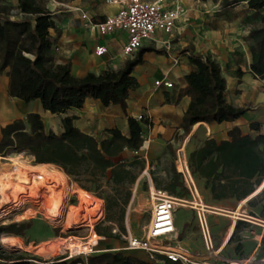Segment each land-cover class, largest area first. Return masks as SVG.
<instances>
[{"label": "crops", "instance_id": "0c3cea01", "mask_svg": "<svg viewBox=\"0 0 264 264\" xmlns=\"http://www.w3.org/2000/svg\"><path fill=\"white\" fill-rule=\"evenodd\" d=\"M169 4H178L185 9L173 33L166 35L157 31L152 40L146 41L140 50L130 56L123 55V48L128 42L126 33L102 37L93 25L82 18L83 14H87L96 24L115 14L117 9L108 5L106 0H50L46 8L52 13L55 23L50 36L56 41V61L59 64L69 63L74 76L82 78L87 74L118 71L129 60H141L133 71L139 87L129 96L126 114L119 106L104 107L98 101H88L82 111L69 113L77 116L75 126L92 136L107 129H119L127 136L129 117H148L151 126L145 127L143 147L138 152L126 151L123 154V158L139 157L145 163L136 190L143 181L147 184L149 195L155 190L161 191L155 186L151 172H154L156 182L159 180L162 183L167 176L172 180L170 172L176 170L184 178V187L193 195L190 188L195 184L188 166V155L197 146L207 139L218 142L228 140V132L234 127H238L243 135H264V81L251 72L252 43L248 41L249 34L261 27L264 11H251L244 2L229 8H222L220 1L213 0H169ZM98 45L107 48L102 57L95 55ZM192 56L210 58L220 65L227 82L228 102L234 107L248 109L241 119L221 125L199 123L186 133L182 121L191 99L181 96V93L187 86L186 76L196 70L191 62ZM157 81H168L173 88L158 87L155 85ZM30 113L39 114L47 128L54 132L53 126H48L47 122H58L59 131L56 133L62 132V116L45 112L40 101L25 103L10 97L9 78L6 72L0 73V140L4 127ZM253 123L259 124V133L250 129ZM0 159L5 160L6 157ZM169 163L170 172L166 171ZM203 185L199 182L208 208L217 210L208 213L217 254L215 257L206 254L201 236L200 241H196L197 236L187 227L189 222L186 218L182 225L175 220V244L200 262L264 264V195L261 196L264 181L241 202L214 201ZM198 199L201 198L198 196ZM223 210L234 211L218 213L225 212ZM241 214L254 218L256 222L238 218ZM128 236L135 237L129 229L125 239ZM112 244L115 250L146 260L147 255L143 251L130 252L125 248L127 244L113 242L109 245ZM158 264L164 262L160 260Z\"/></svg>", "mask_w": 264, "mask_h": 264}, {"label": "trees", "instance_id": "16d2710c", "mask_svg": "<svg viewBox=\"0 0 264 264\" xmlns=\"http://www.w3.org/2000/svg\"><path fill=\"white\" fill-rule=\"evenodd\" d=\"M243 2L251 11H264V0H221V6L229 8ZM1 4L0 73L6 72L9 78V96L25 103L40 101L45 112L63 118L61 133L49 130L37 113L16 119L1 131L0 157L25 153L32 157L35 166H56L86 191H89L88 184L97 188L102 183L114 187V195L104 198L105 221L122 222L130 193L120 202L121 195L116 187L135 182L137 177L131 172L134 166L141 164L140 170L145 167L139 157L130 160L123 158V154L138 152L143 147L144 130L151 126L150 120L146 116H141V120L129 117L127 136L119 129H107L92 136L78 129L75 126L77 116L69 113L82 111L88 101H98L104 107L119 106L126 114L129 96L139 87L133 71L141 60H129L118 71L108 70L100 75L87 74L78 78L72 74L69 63H57L56 41L50 36V31L55 29L53 16L39 0H17L14 7L5 0H0ZM261 23V27L249 34L248 41L252 43L251 72L264 81V17ZM191 62L196 70L186 76L187 86L181 93L191 99L182 121L186 133L199 123L221 125L241 119L248 109L234 107L228 102L227 82L220 65L210 58L194 56ZM250 129L260 132L257 123L251 124ZM188 166L197 183L203 182L212 200H246L264 181V135H243L234 127L228 132V140L207 139L197 146L188 155ZM174 172L173 183L167 189L170 194H176V188L182 192L186 189L179 183L181 175ZM113 209L117 210L118 218L110 216ZM32 227L33 221L0 224V240L2 237L24 238ZM121 230L126 233L124 227ZM95 232L101 237L118 238L111 230L96 227ZM25 256L14 258L0 244V264H23L25 260L34 259ZM60 260L45 264H153L148 257L143 260L121 251L95 253L70 262Z\"/></svg>", "mask_w": 264, "mask_h": 264}, {"label": "rangeland", "instance_id": "374dc122", "mask_svg": "<svg viewBox=\"0 0 264 264\" xmlns=\"http://www.w3.org/2000/svg\"><path fill=\"white\" fill-rule=\"evenodd\" d=\"M5 1L13 7L17 4V0ZM49 1L50 0H39V2L45 7ZM219 1L221 3V0ZM47 123L48 126L52 125L56 132L59 131L58 122L51 123L48 121ZM133 158L134 157H131L130 160ZM0 160V189L6 188L5 195L10 199L4 200L2 197H0V224L9 225L13 223L33 221L32 229L25 234L24 238H1L0 244L4 246L14 258L25 256L27 254L28 257L26 255V258H35L49 263L56 262L57 259L61 258L63 248L68 247L72 242L86 244L95 241L96 236H98L95 232L96 227H99L103 231L111 230L112 234L118 236L116 239L98 236L100 239L97 240L98 243L96 242V244H98L95 250L96 253L118 251L113 248V244H109L113 242L126 244L127 241L125 236L127 235L128 229L135 237L142 238L146 232L151 216L153 202L148 193V187L146 183L142 181L138 189L136 190L135 188L137 181L143 171L140 170L141 164H138L131 169L132 174L137 177L134 183L116 187L118 188V193L121 195L119 199L120 202L125 201L128 193H130V198L128 205L125 207L123 221L116 224H111L105 221L107 213L106 201L104 198L107 195H114V187L107 186L105 183H102L99 188H97L95 185L88 184L87 188H89V191H86L82 189L78 183H75L73 179L65 176V185L58 184L56 181H51V184H48L49 187L37 188L36 191L38 193L36 196L31 197L29 189H26V193L23 191L18 192V189H20V187L22 189L24 186L31 187L33 184L28 185L27 183H21L18 179V176H11L10 173L17 162L20 164L23 172L25 171L27 173L26 176L32 179L33 176L37 175L41 167L35 166L32 157L25 153H15L6 157L5 160ZM141 162L144 167L145 163L143 161ZM166 168V171L170 172V163L166 165ZM46 169L53 173H62L59 168L53 165L46 166ZM19 171L20 170H14V173H18ZM170 173L172 180L168 179L167 176L166 179L161 181L162 183H160L159 180L156 182L155 178L153 177L154 172H151V176L155 186L158 187L162 192L175 198L178 197L180 200L187 202L183 204V206H178L176 208L174 218L179 222V225H182L186 218L187 222H189L187 227L190 230H193L194 234H196V241H200L197 212L195 209H193V200L194 198L198 199L199 196L203 204L209 207L205 201L202 186L200 187L199 183H197V181L192 176L195 185L193 187L192 183L191 189L194 196L191 194L189 189H184L185 191L181 192L182 190L180 188H176V194H170L167 189H170L173 183L175 172L171 170ZM31 179L29 180L30 182L33 181ZM179 183L185 184L184 178L182 176L179 177ZM83 195L91 197L95 203L99 202V209L95 211L93 206L83 205V201L81 199V196ZM13 202H18L20 207L15 208L13 206ZM48 209H57L54 210L55 212L57 211L56 216H51ZM76 211L78 213L72 217V214ZM208 211L215 212L217 210H211L208 208ZM223 211L225 212L218 213L225 214L234 210ZM99 213L103 214L102 220L98 219ZM186 214L187 217H185ZM110 216L118 218L117 210L113 209L110 213ZM84 221L89 226L86 225L78 228L77 225H81ZM121 227L125 228L126 233H123ZM69 237H72V239L67 240ZM4 239H16L18 243L7 244L3 241ZM172 244L175 245V242ZM54 245L57 246V250L55 249L52 252L53 254L41 253L42 249Z\"/></svg>", "mask_w": 264, "mask_h": 264}, {"label": "built area", "instance_id": "2783aa9c", "mask_svg": "<svg viewBox=\"0 0 264 264\" xmlns=\"http://www.w3.org/2000/svg\"><path fill=\"white\" fill-rule=\"evenodd\" d=\"M106 3L115 7L117 11L115 14L108 16L103 22L93 24L87 14H83L82 18L88 21L90 25H93L102 37L118 32L126 33L128 42L123 48V55L125 56H130L140 50L146 41L153 39L157 31L166 35L172 34L177 22L185 14L183 6H170L169 0H106ZM16 13L15 11L14 15ZM106 53V47L96 46V56L102 57ZM155 85L158 87L164 86L168 89L173 88V84L168 81H157ZM137 119L141 120L142 117L139 116ZM150 198L153 202V209L146 232L142 238L128 236L126 238V250L130 252H145L148 260L153 264H158L160 260H168L180 264H216L214 262L197 261L190 252L176 244H172L176 243L177 240L174 218L176 208L183 206L187 202L157 190L150 193ZM13 206L17 208L20 207V204L15 202ZM193 209L197 212L198 227L204 250L208 256L215 257L217 250L207 215L209 213L208 207L201 200L194 199ZM102 216L103 214L99 213L98 219L102 220ZM238 218L256 222L254 218L245 214H241ZM86 225L89 226L84 221L77 227ZM71 239L72 237L67 238V240ZM69 246L63 248L60 261L70 262L79 257L86 259V257L96 253L95 250L98 244L92 246L88 252L72 251ZM45 263L47 262L34 258L25 260L23 264Z\"/></svg>", "mask_w": 264, "mask_h": 264}, {"label": "bare ground", "instance_id": "6f19581e", "mask_svg": "<svg viewBox=\"0 0 264 264\" xmlns=\"http://www.w3.org/2000/svg\"><path fill=\"white\" fill-rule=\"evenodd\" d=\"M14 170H20V171L18 173H14ZM10 174H11V176H18V179L20 180L21 183H24V184L27 183L28 185L29 184H33V186H31V187L24 186V188L21 189V187H20V189H18V192H20V191L22 192L23 191L25 193H26V189L27 190L29 189V193H30V196L31 197L32 196H36V194L38 193L36 191L37 188H40V187L47 188V187H49L48 184H51L50 183L51 181H56V182H58V184L65 185V175L64 174H62L60 172L59 173L58 172L53 173V172L49 171L48 169H46V167H44V166H41V169L39 170V172L37 173V175L33 176L32 179H31V178H28L26 176L27 173L25 171L23 172V170L20 167V164L16 162V165H14V168L11 171ZM30 179L33 180V181L30 182L29 181ZM9 180H11V179H9ZM5 189H3V188L0 189V197H2L4 200H8L9 198H7V196L5 195V192H6ZM81 199L83 201V205H85V206L86 205L93 206V208H94L95 211L99 209V202H96L95 203L93 201V199H91V197H89L87 195H83V196H81ZM54 210H57V209H54ZM54 210L53 209H51V210L48 209L49 214L51 216H56L57 211L55 212ZM77 213H78L77 211L74 212L72 214V217L75 216ZM99 239L100 238L96 236V240L95 241H93L91 243H86V244L72 242L70 244L69 248L72 251H76V252H88L90 250L91 246H94L96 244L97 240H99ZM3 241L5 243H7V244L8 243L9 244L18 243V241L16 239L15 240L4 239ZM56 247L57 246L54 245V246H51V247H48V248H44V249H42L41 253H49L50 254V253H52L56 249Z\"/></svg>", "mask_w": 264, "mask_h": 264}]
</instances>
